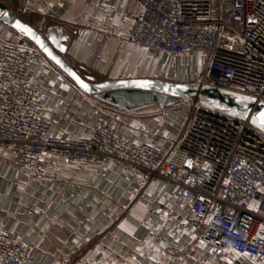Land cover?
Masks as SVG:
<instances>
[{
    "label": "built area",
    "instance_id": "obj_1",
    "mask_svg": "<svg viewBox=\"0 0 264 264\" xmlns=\"http://www.w3.org/2000/svg\"><path fill=\"white\" fill-rule=\"evenodd\" d=\"M18 1L12 9L22 16L40 15L44 4ZM56 2L51 13L57 19L77 3L93 8L90 42L97 34L102 44L126 36L160 58L162 79L213 86L264 104V0ZM21 37L9 38V27L0 22V167L17 177L15 193L23 194L18 182L51 196L66 197L69 189L75 196L104 198L126 192L127 206L139 199L147 207L146 238L164 246L176 264H264L260 130L201 106L187 120L185 112L147 117L138 109L105 120L84 117L78 129L76 123L62 125L48 90L68 78ZM108 205L104 217L116 210ZM127 239L119 234L104 240L131 257ZM30 244L0 230V264H30ZM138 261L158 264L145 256Z\"/></svg>",
    "mask_w": 264,
    "mask_h": 264
},
{
    "label": "crops",
    "instance_id": "obj_2",
    "mask_svg": "<svg viewBox=\"0 0 264 264\" xmlns=\"http://www.w3.org/2000/svg\"><path fill=\"white\" fill-rule=\"evenodd\" d=\"M56 3V0H44L40 7V15L43 14L47 18L45 28L64 27L71 35L75 33L66 57L75 66H87L96 72V46L100 45V34L95 36L93 42L89 39L95 25L92 20L94 9L84 8L77 3L61 19H57L51 13ZM123 21L127 30L130 20L124 17ZM120 22L122 20L112 21L111 24ZM83 32L87 35L82 36ZM106 44H109L112 50H117L121 45L129 48L132 45L124 35H114ZM148 108L154 109L156 106L142 109ZM115 112L120 114L121 111ZM8 173L7 167H0V230L20 238L25 243H31L28 247L32 254L30 264H137L133 258L122 255L121 250L106 245L104 240V210L110 203L116 204V210L119 203L125 204L128 198L126 192L110 194L106 198L99 195L89 196V192L78 194L77 198L75 195L64 197L61 194L57 195L55 200L56 197L51 196V191L41 194L30 192L31 188L22 182L17 183V189L23 194L15 193L14 184L17 177ZM154 188L155 186L150 192H153ZM71 197L76 202L69 205ZM146 213L143 205L133 204L122 221L109 228L116 235L127 236L125 247L134 254H141L142 257H148L158 264H176L173 255L166 251L164 246H156L146 238V230L142 224ZM141 240H144L143 244Z\"/></svg>",
    "mask_w": 264,
    "mask_h": 264
},
{
    "label": "water",
    "instance_id": "obj_3",
    "mask_svg": "<svg viewBox=\"0 0 264 264\" xmlns=\"http://www.w3.org/2000/svg\"><path fill=\"white\" fill-rule=\"evenodd\" d=\"M4 13H7V15H4ZM17 21L31 27L34 34L44 42L64 67L57 64L32 37L21 33L15 27ZM0 22L28 40L54 66L63 71L80 92L93 97L104 106L122 112H130L151 106L167 110L191 99H196L203 109L220 111L233 118L247 121L264 134V128L260 126L259 120L260 113L264 112V104L258 103L253 98L213 86H199L195 83L174 82L155 77L99 80L94 75L82 73L73 63L66 60L65 56L75 33L71 35L64 27H50L44 33L41 29H37L23 20L14 9L1 1ZM52 37H55L56 43L53 42ZM61 47L64 49L63 51H61ZM65 68L75 72L81 80L87 83L90 91L81 88L76 80L69 75V72L65 71ZM144 82H147V87L138 86ZM164 89H167V91ZM243 97L247 99L241 100ZM253 120H256V123H253Z\"/></svg>",
    "mask_w": 264,
    "mask_h": 264
},
{
    "label": "rangeland",
    "instance_id": "obj_4",
    "mask_svg": "<svg viewBox=\"0 0 264 264\" xmlns=\"http://www.w3.org/2000/svg\"><path fill=\"white\" fill-rule=\"evenodd\" d=\"M0 1L3 2L4 4H7V6H11V8L12 7L15 8L17 4H19L18 0H0ZM24 18H26V20L34 24L38 29H41L44 33L47 32V29L44 26V23H46L47 18L43 14L42 15L31 14L29 16H24ZM81 35H83V33ZM13 36L21 37L19 34H17L12 29L9 28V38ZM21 38H22L21 43L34 47L26 39H24L23 37ZM96 60L98 63L96 77L99 80H105L108 77H112V78L155 77L161 79L165 78V76L163 75L164 73L162 71H159L161 64L160 58H157L149 54L142 47L131 45L129 48V47H123V45H121L117 50H112L109 44L100 43V45L98 44L96 46ZM67 80H64L62 84L60 83L61 85L57 84L56 87L52 86L53 88L48 90V93H52L51 94L52 97H55L56 119H58V121H61L62 125L63 124L70 125V127L73 128L72 126H74L76 123L77 125L75 126V129H78V125L83 122L84 117L86 118L85 119L86 121H88V119H90L91 117L94 118L98 117L101 120H105L115 116L118 113L115 112L114 109L102 105L101 103L96 101L93 97L81 94L82 92H80L78 88H76V86L69 79ZM55 93H58V96ZM73 93L80 95L84 100L83 103H80V101H76L74 99ZM199 106L200 104L196 99H191L188 102H184L176 107L167 110L166 109L160 110L159 108L156 107L154 109L152 108L142 109L139 110L137 113L136 111L132 113L142 114V116H147V117H152V116L157 117L169 113H174L182 116L184 115L185 112L186 113L185 115L187 116L186 118L187 120L193 118ZM1 176L2 175L0 174V178ZM78 191L80 192V190H77V192ZM73 192L74 189H72L71 192H68L67 196L73 197L75 195ZM52 197H56V196L54 195ZM72 197L71 199H69L68 202L69 205L72 202H76L74 199H72ZM57 198L58 197H56L55 200H57ZM133 204L143 205L139 201V199H136L129 206H127L126 204L119 203L118 210L113 211V207L112 209H109V212H107V214L105 215V219L108 220L107 222L110 224L109 227L111 226L112 228L113 227L112 225L120 223L122 219L126 216V212L128 211V209H130V207ZM143 206L146 208V212H147V207L145 205ZM108 228H106L105 230V237L106 236L114 237L116 234H114L111 228L109 229ZM139 256H141V254L139 255L133 253V255L129 258H133L135 263L140 264L138 261Z\"/></svg>",
    "mask_w": 264,
    "mask_h": 264
},
{
    "label": "snow or ice",
    "instance_id": "obj_5",
    "mask_svg": "<svg viewBox=\"0 0 264 264\" xmlns=\"http://www.w3.org/2000/svg\"><path fill=\"white\" fill-rule=\"evenodd\" d=\"M4 15H7V13H4ZM15 27L23 34L28 35L30 37H32L35 42L37 44L40 45L41 48H43V50L57 63L60 64L61 67H64V65L61 63V61L59 59H57V57L55 55H53V53L49 50V48L44 44V42L34 34L33 29L31 27L26 26L25 24L17 21L15 24ZM52 40L54 43H56L55 37H52ZM64 49L61 47V51H63ZM65 71L69 72V75H71L76 82L80 85L81 88H83L85 91H90L89 85L87 83H85L83 80H81V78L79 76L76 75L75 72H71L69 69L65 68ZM138 86L140 87H147L148 84L147 82L144 83H140ZM165 91H167V89H164ZM246 97L241 98V100H246ZM259 120H260V126L262 128H264V112L260 113L259 116ZM253 123H256V120H253ZM188 165L191 166V161L188 162ZM203 244V242H201ZM245 255H247V253H245Z\"/></svg>",
    "mask_w": 264,
    "mask_h": 264
},
{
    "label": "trees",
    "instance_id": "obj_6",
    "mask_svg": "<svg viewBox=\"0 0 264 264\" xmlns=\"http://www.w3.org/2000/svg\"><path fill=\"white\" fill-rule=\"evenodd\" d=\"M7 5V4H6ZM11 7V6H9ZM23 20H25L26 22L30 23L32 26H34L35 28H37L34 24H32L31 22H29L28 20H26V18H24V16L19 15ZM51 24V23H50ZM38 29V28H37ZM15 32V31H14ZM28 41V40H27ZM29 42V41H28ZM30 43V42H29ZM31 44V43H30ZM66 60H68V58L65 56ZM70 62V61H69ZM71 63V62H70ZM77 68H79L81 70L82 73L84 74H90V75H94L96 76V72L93 71L92 69H90L87 66H76ZM157 107V106H156Z\"/></svg>",
    "mask_w": 264,
    "mask_h": 264
}]
</instances>
